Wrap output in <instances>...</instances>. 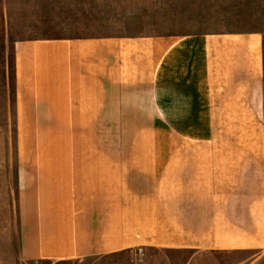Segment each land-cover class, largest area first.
I'll return each mask as SVG.
<instances>
[{
  "label": "crops",
  "instance_id": "obj_1",
  "mask_svg": "<svg viewBox=\"0 0 264 264\" xmlns=\"http://www.w3.org/2000/svg\"><path fill=\"white\" fill-rule=\"evenodd\" d=\"M12 54L18 109L43 111L19 115L136 135L118 142L123 155L110 141L33 160L14 264L264 250L259 33L62 36L17 41Z\"/></svg>",
  "mask_w": 264,
  "mask_h": 264
},
{
  "label": "rangeland",
  "instance_id": "obj_2",
  "mask_svg": "<svg viewBox=\"0 0 264 264\" xmlns=\"http://www.w3.org/2000/svg\"><path fill=\"white\" fill-rule=\"evenodd\" d=\"M245 32L262 36L264 77V0H0V264H14L12 241L16 240L23 215L21 206L26 203V173L33 167L34 159L92 155L94 148L99 152L111 151L106 148L110 141L115 149L112 151L123 155L118 142L136 139L133 133L62 131L74 126L60 125L58 118L19 115L43 111L17 107L12 79L13 43L62 36ZM168 257L116 256L102 264H264V250L227 261L216 252L190 260L172 261Z\"/></svg>",
  "mask_w": 264,
  "mask_h": 264
}]
</instances>
